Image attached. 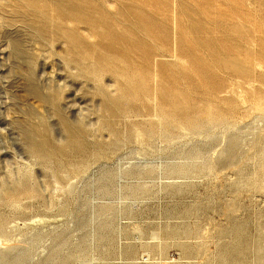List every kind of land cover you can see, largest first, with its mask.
<instances>
[{
    "label": "rangeland",
    "instance_id": "obj_1",
    "mask_svg": "<svg viewBox=\"0 0 264 264\" xmlns=\"http://www.w3.org/2000/svg\"><path fill=\"white\" fill-rule=\"evenodd\" d=\"M147 252L264 264V0H0V264Z\"/></svg>",
    "mask_w": 264,
    "mask_h": 264
},
{
    "label": "bare ground",
    "instance_id": "obj_2",
    "mask_svg": "<svg viewBox=\"0 0 264 264\" xmlns=\"http://www.w3.org/2000/svg\"><path fill=\"white\" fill-rule=\"evenodd\" d=\"M70 5H71V6L68 7V9H67L68 12H69L70 14L76 16L78 19H80V17H81V19L85 17V16H84L85 14H83L84 11H82V10L84 9V7H83L81 4H75L74 2L71 1ZM100 20H101V19L97 20V22L102 23V24H105V22L100 21ZM53 27H54V28H52V31L55 33L56 30L59 29V25H58L57 23H54V26H53ZM42 29L44 30L43 27H42ZM43 30H38V31H39L40 33H42ZM103 33H104V36H105V43L108 44V45H110V43H112V39H111V31H107V32H103ZM15 45H16L15 43L12 44V46H13L14 48H16ZM31 87H32V90H33V91H36V89H35V87H34L33 84H31ZM42 98H44V97L42 96ZM34 141H35L34 147L39 148L40 150H42V149L44 148V140H41V139L35 138ZM56 142H57V144H58L57 148H60V147L62 146V144H63V143L60 144V141H56ZM59 144H60V145H59ZM228 144H229L230 147H232V146L234 145V141H233V140H229ZM151 239H152L153 241H154L155 239L157 240V238L154 237V236H152ZM135 242H136V241H135ZM149 243H152V242H148V243H146V244H149ZM147 247H149V251H150V252L153 251V250H158V249L160 248V247L157 246V245H156V246H153V245H147ZM150 249H151V250H150ZM150 252H147V253H146L147 258H148V260H149V262H148L147 264H159V263H160V260H154V259H153V260H150V258H153V257H150V256L152 255ZM147 258H146V259H147ZM142 260H143V259H142Z\"/></svg>",
    "mask_w": 264,
    "mask_h": 264
}]
</instances>
